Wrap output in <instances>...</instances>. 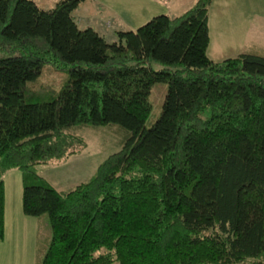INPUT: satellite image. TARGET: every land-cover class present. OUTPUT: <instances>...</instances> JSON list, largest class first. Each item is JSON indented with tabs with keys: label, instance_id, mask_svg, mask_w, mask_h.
I'll use <instances>...</instances> for the list:
<instances>
[{
	"label": "trees",
	"instance_id": "16d2710c",
	"mask_svg": "<svg viewBox=\"0 0 264 264\" xmlns=\"http://www.w3.org/2000/svg\"><path fill=\"white\" fill-rule=\"evenodd\" d=\"M79 1L0 0V172L18 168L22 211L47 215L40 264H264V54L209 58L210 0L110 42L78 26ZM45 65L65 76L43 91ZM110 123L126 134L84 181L38 174L82 146L70 126Z\"/></svg>",
	"mask_w": 264,
	"mask_h": 264
},
{
	"label": "rangeland",
	"instance_id": "374dc122",
	"mask_svg": "<svg viewBox=\"0 0 264 264\" xmlns=\"http://www.w3.org/2000/svg\"><path fill=\"white\" fill-rule=\"evenodd\" d=\"M39 7H51L56 0H33ZM194 0H80L73 9L79 27L91 26L108 42L116 30L135 29L150 16H173L187 9ZM208 42L206 55L212 60L239 52L264 54V0H210L207 6ZM158 67V62H152ZM64 73L50 65L41 68L32 87L51 90L59 86ZM164 82L151 85V109L144 120L149 126L160 110ZM82 137L78 151L38 164V174L56 189H68L84 181L96 165L119 147L126 131L117 123L70 126ZM78 148L73 142L68 148ZM3 189V238L0 239V264H40L50 229L46 213L28 215L21 207V173L16 167L0 172ZM248 264V263H241Z\"/></svg>",
	"mask_w": 264,
	"mask_h": 264
},
{
	"label": "crops",
	"instance_id": "0c3cea01",
	"mask_svg": "<svg viewBox=\"0 0 264 264\" xmlns=\"http://www.w3.org/2000/svg\"><path fill=\"white\" fill-rule=\"evenodd\" d=\"M176 15H177V14H176ZM20 264H25V263H22V262H21ZM29 264H32V263L30 262Z\"/></svg>",
	"mask_w": 264,
	"mask_h": 264
}]
</instances>
